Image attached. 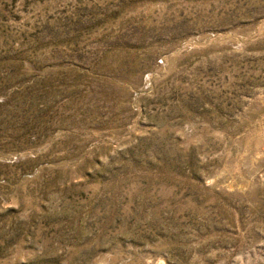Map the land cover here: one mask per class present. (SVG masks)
<instances>
[{"label":"rangeland","instance_id":"rangeland-1","mask_svg":"<svg viewBox=\"0 0 264 264\" xmlns=\"http://www.w3.org/2000/svg\"><path fill=\"white\" fill-rule=\"evenodd\" d=\"M0 264H264V0H0Z\"/></svg>","mask_w":264,"mask_h":264}]
</instances>
